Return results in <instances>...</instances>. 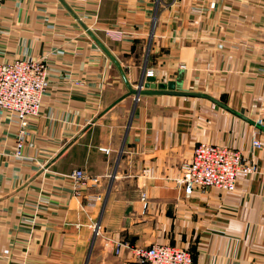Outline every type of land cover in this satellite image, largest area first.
<instances>
[{"label":"crops","instance_id":"1","mask_svg":"<svg viewBox=\"0 0 264 264\" xmlns=\"http://www.w3.org/2000/svg\"><path fill=\"white\" fill-rule=\"evenodd\" d=\"M26 58L44 59L49 85L26 159L0 116V264H140L119 241L264 264V0H4L0 63ZM148 77L191 95L137 98ZM201 142L255 171L184 198L175 180ZM75 170L99 178L101 201L75 193Z\"/></svg>","mask_w":264,"mask_h":264},{"label":"built area","instance_id":"2","mask_svg":"<svg viewBox=\"0 0 264 264\" xmlns=\"http://www.w3.org/2000/svg\"><path fill=\"white\" fill-rule=\"evenodd\" d=\"M3 2L4 0H0V6ZM106 35L115 41L120 38L118 33L107 32ZM48 85V70L43 58L0 63V116L9 114L16 122L12 156L17 160L26 159L23 148L30 136L27 118L37 116L41 96ZM141 89L143 84L137 87V90ZM257 124L262 125V121L258 120ZM252 148L259 149V141L253 140ZM255 169L239 151L201 142L193 148L190 161L181 166L175 184L182 190L184 198L190 197L195 189L231 191L238 175L248 176ZM68 177L75 184L76 194L84 192L83 199L88 205L101 201L98 177L88 176L82 170H75ZM90 226L93 236L101 235L98 224ZM114 246L116 255L125 248L133 260L140 264H193L190 252L171 245L153 244L136 248L119 241Z\"/></svg>","mask_w":264,"mask_h":264},{"label":"water","instance_id":"3","mask_svg":"<svg viewBox=\"0 0 264 264\" xmlns=\"http://www.w3.org/2000/svg\"><path fill=\"white\" fill-rule=\"evenodd\" d=\"M93 40L97 43V45L108 55L110 56V54L107 52V50H105V48L92 36ZM111 57V56H110ZM112 58V57H111ZM114 63L116 66L117 62L114 60ZM123 79L125 80L124 76H122ZM154 78L152 77H148L146 80V83L143 86V89L141 90H130V92L135 95L136 97H139L141 95H162V94H169V95H181V96H187V95H191V94H187V93H183V92H177V91H166V86L163 84L158 85V91L153 90L154 89ZM126 83V81H125Z\"/></svg>","mask_w":264,"mask_h":264},{"label":"rangeland","instance_id":"4","mask_svg":"<svg viewBox=\"0 0 264 264\" xmlns=\"http://www.w3.org/2000/svg\"><path fill=\"white\" fill-rule=\"evenodd\" d=\"M29 118H31V117H29ZM27 121H28V118H27ZM78 195V194H77ZM85 200V199H84ZM89 229H91L92 230V228H91V226H89ZM92 232V234H93V231H91Z\"/></svg>","mask_w":264,"mask_h":264}]
</instances>
